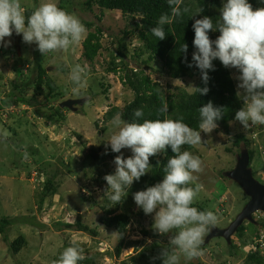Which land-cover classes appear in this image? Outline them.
Segmentation results:
<instances>
[{"label":"rangeland","instance_id":"obj_1","mask_svg":"<svg viewBox=\"0 0 264 264\" xmlns=\"http://www.w3.org/2000/svg\"><path fill=\"white\" fill-rule=\"evenodd\" d=\"M44 2L45 0H20L24 9L32 10ZM56 2L58 7L77 16L84 25L91 23L93 27L87 29L88 32L101 28L103 36L100 43L103 48L89 64L80 57L84 40L70 46L67 51L45 55L37 50L35 44L24 43L22 36L15 33L5 38L10 40L9 46H0V101H5L10 95L9 81L21 85V89L16 92L18 96L31 100L36 65L46 68L47 77L63 94L62 99L43 104L42 98L37 97L34 107L20 103L0 111V219L9 218L12 222L11 227L7 229L9 241L19 236L26 240L21 252L16 257H10L7 246L0 238V264H14V260L19 264H53L66 245L82 247L86 257L97 255L95 264H120L151 243L156 242L166 247L172 235H160L155 232L152 227L154 213L145 215L135 204L134 193L127 195L124 202L117 204V214L124 213L130 217L124 241L136 242V246L122 249L120 256L115 258L114 250L120 238L115 232L98 223L102 214L101 206L106 205L105 200H108V207H115L108 199L110 190L107 191L108 186L103 178L114 173V159L117 155L122 153L125 158L131 155L128 149H122L121 153L108 151V139L116 129L111 124L112 120L105 119V113L112 108L121 110L133 98L132 92L120 81L121 75L123 76L120 72V62L113 60L115 42L121 40V31L128 28L133 20L120 12L100 10L96 7L92 12L83 11L82 0ZM134 21L138 22V18H134ZM123 43L126 47L123 54L128 68L143 71L164 95L175 93L177 89L192 93L187 87L196 86L198 78L169 79L161 63L157 61L147 67L138 66L146 58V54L140 58L135 56L140 47L139 42L135 38H124ZM15 53L22 60V67H17L23 73L19 78L14 71ZM112 62L116 67V74L106 72L112 67ZM76 65L87 70V87L82 89V96L71 92L73 85L68 80L69 73ZM228 70L237 93L240 91L236 79L239 73L236 69ZM27 83L29 87L26 88ZM106 86L108 91L103 94ZM44 92L47 91L44 89ZM79 98L85 99L84 105L78 107L76 112H63L62 119L52 116L48 120L36 113L38 109L41 115H48L52 108L61 102ZM229 130L231 137L243 135L249 139V149L253 151V161L249 164V169L254 179L263 180L264 125H250L244 128L240 123H231ZM201 138L207 142L204 145L192 146L191 151L193 155L199 156L203 163V171L195 174L198 176L196 183L202 185L195 202H206L208 210L217 214L219 221L214 228H226L242 210L247 198L235 182L224 178V174L235 167L239 153L245 149L234 148L231 139L218 128L208 134L201 132ZM102 145L103 149L100 150ZM90 154L102 157V161L87 159ZM156 156L159 157L160 153ZM47 182L52 183L54 194L43 201L41 211H38L43 186ZM263 215L257 214V220L264 221ZM78 217L90 229L97 231L98 236L91 237L62 228L65 224H73ZM250 226L246 224L244 227V240L249 237ZM232 240L236 243L235 252L223 239L215 238L205 245L207 256L212 262L209 263L202 256L192 262L246 264L249 241L244 244L236 235ZM190 263L191 261L181 259V264Z\"/></svg>","mask_w":264,"mask_h":264},{"label":"clouds","instance_id":"obj_2","mask_svg":"<svg viewBox=\"0 0 264 264\" xmlns=\"http://www.w3.org/2000/svg\"><path fill=\"white\" fill-rule=\"evenodd\" d=\"M181 4L182 0H168L171 14H162L157 26L151 29L157 40L165 39L166 25H171L189 11ZM222 5L220 17L215 22L205 16L192 24L195 51L188 67L194 65L199 69L205 85L209 80L208 72L214 70V60H219L225 68L236 69L239 73L237 88L240 90L236 95L243 101V107L235 113V120L244 128L264 125V7L253 10L249 0H222ZM202 11L200 8L194 16ZM210 31H218L220 35L212 40L209 38ZM87 32L81 20L59 8L56 0H45L28 17L20 0H0L2 47L10 45V40L5 38L15 33L22 36L24 43L35 44L37 50L45 55L67 51L70 46L84 40ZM187 49V44H181L182 53L186 54ZM68 80L73 85L71 92L74 95H84L82 89L87 87L85 67L76 65ZM187 88L199 95H206L209 91L208 87ZM160 111L166 113L167 104ZM198 111L199 131L184 123L183 117L144 119L142 123H137L127 122L117 113L111 121L116 129L107 142L111 152L121 153L122 149L131 152L127 158L122 153L117 155L114 173L103 178L107 191L110 190L108 199L113 206L124 200L134 181L138 182L150 172V157L165 152L167 148L174 154L168 159L160 182L133 194L135 204L145 215L154 213L152 227L155 232L172 234L168 245L159 253L161 264H181L182 258L192 262L201 257L204 254V238L219 221L215 212L201 211L193 206L202 188L196 183L198 176L195 174L203 171V163L199 156L181 148L183 145H204L207 141H202L201 132L208 134L215 130L225 110L209 101ZM133 115L140 119L144 112L137 109ZM258 213L252 214V221L264 225V221L257 220ZM85 259L82 247L69 246L53 264H79Z\"/></svg>","mask_w":264,"mask_h":264},{"label":"trees","instance_id":"obj_3","mask_svg":"<svg viewBox=\"0 0 264 264\" xmlns=\"http://www.w3.org/2000/svg\"><path fill=\"white\" fill-rule=\"evenodd\" d=\"M208 1H210V3ZM249 3L252 5L253 10L264 7V2H261V0H249ZM81 7L83 11L86 12H92L94 7L110 12L116 11L120 12L123 16L130 17L133 20V23L128 28L126 27L121 31V40L115 42V57L113 59L120 62V72L123 73V76L121 75L120 77V81L123 86L127 87L132 92L133 98L121 110L118 108H112L110 111L105 113V119L107 121H111L117 113L121 114V118L123 120L137 123H142L144 119H178L183 117L184 123L194 130L199 131L200 117L198 110L211 101L215 107H221L225 110L222 119L217 122V128L220 129L225 136L231 139L234 148H243L248 150L250 163L253 161V151L249 149V139H246L243 135L231 137L232 134L229 130V124H239V122L235 120V113L243 107V103L237 98L236 86L228 68H225L219 60H214V70L208 72L209 80L205 85L201 80V73L199 69H197L194 65L192 67H188V64L192 63L191 58L193 52L195 51L193 46L194 31L192 29V24L196 19H201L205 16L213 19L214 22L219 19L220 9L222 8L220 0H182L181 7H186L189 11L181 18H178L171 25L165 26L166 37L162 41L157 40V38L151 34V29L157 26V21L162 14H171V8L168 5V0H82ZM200 8H202L203 11L194 16ZM33 11L34 10L32 9H25V16H30ZM134 18H138V22H135ZM85 27L89 30L93 27V25L91 23H85ZM219 35L220 33L218 31L209 32V38L212 40H215ZM102 36L103 31L101 28H95L94 31H89L86 35V38L82 43V53L80 56L85 62L91 64L98 56L99 51L102 50L103 47L100 43ZM124 38H135L139 42L140 47L135 53L137 58L146 54L145 60L139 63L138 66L147 67L150 63L157 61L161 63L162 68L169 79L178 80L184 78H198L195 87H208V93L206 95H199L193 94V92L187 93L184 90L177 89L175 93L164 95L158 86L153 83L147 75H144L143 71H133L128 68L127 62L125 61V55L123 54V51L126 50L123 43ZM181 44H187L188 49L186 54L180 51ZM15 59L16 63L14 71L17 78H19L23 75L22 71L19 69L22 67V60L16 53ZM36 66L35 81H32L34 90L33 98L28 100L18 96L16 92L21 89V85L15 81H9L8 88L10 90V95L5 101H0V111L10 106L20 105V103L34 107L36 101L35 98L37 97L42 98V104L62 99L63 94L58 91V87L55 83L47 77L46 68H43L42 65ZM106 72L116 74L117 71L113 62L112 67L107 69ZM27 86L29 87V83H27L26 88ZM44 89L47 91L46 93L44 92ZM107 91L108 87L106 86L103 89V94H106ZM164 104H167L168 108L166 113L160 111ZM137 109H142L144 112V116L140 119L135 118L133 115L134 111ZM65 111L67 110L60 109L58 104L57 107L52 108V111L48 115H41V112L38 109L36 113L40 117H44L49 120L52 116H58L62 119L63 112ZM99 149L102 150L103 145ZM192 149L193 147L189 145H183L181 148L182 151L187 150L190 152ZM108 151L111 153L110 148H108ZM173 155L174 154L171 152V149L167 148L165 152L160 153L159 157H150L149 163L152 167L150 172L141 177L138 182H133L132 186L128 190V195L145 190L147 187L160 182L163 179L164 168L167 161ZM87 159L102 161V157L93 156L92 154L88 155ZM53 194L54 190L52 183H45L42 190V196L37 207L38 211H41L43 201ZM124 200H122V202H124ZM105 201L106 205L101 206L102 214L98 218V223L104 228L112 230L119 236L120 241L114 250V257L118 258L122 249L136 246L137 243L124 241L125 233L130 224V217L124 213L117 214L118 205L111 208L108 207V200ZM193 206L197 207L198 210L201 211L208 210L206 202H195ZM246 224L254 226L248 222H244L234 234V236L236 235L237 239L242 240L244 244L248 242L247 239L244 240V232L246 230L244 227ZM11 225L12 222L9 218L0 219V238L7 246L10 257H16L26 245V240L22 236H19L13 241H9L7 229L11 227ZM33 225L40 226L39 224ZM251 226L250 232L248 231L249 236L251 237L258 234L259 231L264 230V225L261 223L254 227ZM62 228L75 230L91 237L98 236L97 231L90 229V227L84 224L79 217L73 224H65ZM143 234L147 235L145 232H143ZM232 238L233 236L230 238V244L228 246L235 252L236 243L232 240ZM66 247H69V245H66L64 249ZM162 248L164 247L156 242L151 243L150 245L143 247L135 256L130 257L127 261H122L120 264H161L158 257ZM202 248L204 253L202 258L204 257L209 263H211L212 260L209 256H207V248L203 245ZM262 255L263 254L258 248H255V250H248L245 258L246 264H264ZM96 258L97 255L86 257V259L80 261L79 264H95ZM14 262V264H19L18 261L14 260ZM190 264H194V262H191Z\"/></svg>","mask_w":264,"mask_h":264},{"label":"water","instance_id":"obj_4","mask_svg":"<svg viewBox=\"0 0 264 264\" xmlns=\"http://www.w3.org/2000/svg\"><path fill=\"white\" fill-rule=\"evenodd\" d=\"M19 56V55H18ZM82 101H66L60 105V108H68L74 111V105H82ZM249 156L248 151L241 152L240 157L234 169L227 173V177L233 180L250 199L244 206L236 219L224 230H215L214 236L221 237L230 244V236L241 226L244 220L252 221V214L256 212H264V187L256 183L252 179V173L248 169ZM210 237H208L209 239Z\"/></svg>","mask_w":264,"mask_h":264},{"label":"bare ground","instance_id":"obj_5","mask_svg":"<svg viewBox=\"0 0 264 264\" xmlns=\"http://www.w3.org/2000/svg\"><path fill=\"white\" fill-rule=\"evenodd\" d=\"M77 100H79V101H82L83 102V104H84V101L85 100H83V99H69V100H65V101H63V102H66V101H77ZM63 102H61L60 104H59V108H60V105L63 103ZM83 104L82 105H74L73 106V108H74V111L73 110H70V109H68V108H60V109H66V110H68V111H70V112H76V110H77V108L78 107H81V106H83ZM246 150V149H245ZM248 151V150H247ZM240 155H241V153L239 154V156H238V158L240 157ZM249 156V155H248ZM238 158H237V160H238ZM237 160H236V162H235V165H236V163H237ZM249 164H250V160H249ZM234 169V168H233ZM232 169V170H233ZM248 169H249V165H248ZM232 170H230V171H228L227 173H229V172H231ZM250 171H251V169H249ZM227 173H225L224 174V176L226 177V178H228L227 177ZM252 173V172H251ZM229 179V178H228ZM252 179L256 182V183H258L259 185H261V186H263L264 187V185H262V184H260L256 179H254L253 178V176H252ZM231 180V179H230ZM233 181V180H232ZM234 182V181H233ZM240 189H241V187H240ZM242 190V189H241ZM242 192H243V190H242ZM243 194L246 196V194L243 192ZM246 198L248 199V200H250L249 198H248V196H246ZM264 212H260L259 211V213L258 214H263ZM254 214V213H253ZM238 216V215H237ZM236 216V217H237ZM236 217L234 218V220L236 219ZM262 219H264V215H263V217H262ZM233 220V221H234ZM233 221H231L230 222V224L233 222ZM244 222H248V223H250V224H252V225H254V226H256L257 225V223L256 222H254V221H248V220H244L243 222H242V224H241V226L243 225V223ZM229 224V225H230ZM240 226V227H241ZM228 228V227H227ZM226 228V229H227ZM215 230H218V229H216V228H212V230L207 234V236H206V239L204 240V244H203V246H205L209 241H211L212 239H215V238H221V237H216V236H214V234H215ZM222 230H224V229H222ZM237 231V230H236ZM236 233V232H235ZM234 233V234H235ZM234 234L233 235H231L230 236V238L232 237V236H234ZM208 237H210L209 239H208ZM221 239H223V238H221ZM225 242H226V240L225 239H223ZM247 241H249V250H254L253 249V246H254V244H256L258 241H264V230H261V231H259V233L258 234H256V235H254V236H249V238L247 239ZM227 243V242H226ZM229 245V244H228ZM259 249V251L262 253V254H264V247L262 248V249H260V248H258ZM194 264H196V263H194Z\"/></svg>","mask_w":264,"mask_h":264},{"label":"built area","instance_id":"obj_6","mask_svg":"<svg viewBox=\"0 0 264 264\" xmlns=\"http://www.w3.org/2000/svg\"><path fill=\"white\" fill-rule=\"evenodd\" d=\"M264 247V241H258L256 244H254L253 249L255 250V248H260L262 249ZM263 259H264V254L262 255Z\"/></svg>","mask_w":264,"mask_h":264},{"label":"flooded vegetation","instance_id":"obj_7","mask_svg":"<svg viewBox=\"0 0 264 264\" xmlns=\"http://www.w3.org/2000/svg\"><path fill=\"white\" fill-rule=\"evenodd\" d=\"M257 181H258L259 183H260V182L264 183V179L261 180V178H260L259 180H257ZM262 183H260V184H262ZM262 185H264V184H262ZM263 214H264V213H263ZM258 215H259V214H258ZM236 216H237V215H236ZM227 227H228V226H227ZM227 227H226V228H227ZM213 228H214V227H213ZM226 228H223V229H226ZM218 239H221V238H218ZM263 252H264V251H263Z\"/></svg>","mask_w":264,"mask_h":264}]
</instances>
